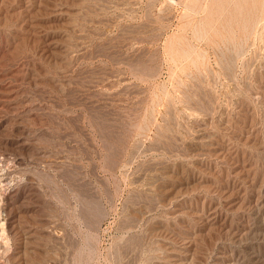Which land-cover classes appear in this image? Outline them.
I'll list each match as a JSON object with an SVG mask.
<instances>
[{
    "label": "rangeland",
    "instance_id": "374dc122",
    "mask_svg": "<svg viewBox=\"0 0 264 264\" xmlns=\"http://www.w3.org/2000/svg\"><path fill=\"white\" fill-rule=\"evenodd\" d=\"M236 3L0 0L3 264H264V14Z\"/></svg>",
    "mask_w": 264,
    "mask_h": 264
},
{
    "label": "bare ground",
    "instance_id": "6f19581e",
    "mask_svg": "<svg viewBox=\"0 0 264 264\" xmlns=\"http://www.w3.org/2000/svg\"><path fill=\"white\" fill-rule=\"evenodd\" d=\"M230 2H231V1H229L228 3H230ZM233 2H234V0H233ZM232 4H233V3H232ZM236 4H237V5H235V6H233V5H232V6H229V5H231V4H229V5H228V6H229V10H227V11H230V9H231L232 7L234 8V7L237 6V7L235 8V9L237 10V12H236V11L234 12V13H235V16H234V17L231 16V17H233V21H235V22H237V23H241L242 26H243L245 29H247V30H248V29L250 30V27H251V29H254V27L256 26L255 24L258 23V21H259L258 25L261 23V22H260V19H261V17L263 16L262 14H264V13H263V12H264V0H237V3H236ZM228 6H227V7H228ZM227 7H226V9H227ZM235 9H233V11H234ZM61 10H62V9H61ZM224 10H225V9H224ZM222 12H224V14H225L226 10H225V11H222ZM229 13H230V12H229ZM231 13H233V12L231 11ZM234 13H233V15H234ZM222 14H223V13H222ZM222 16H223V15H222ZM225 16H226V14L224 15V17H225ZM227 16H228V15H227ZM227 16L225 17V19H227V20L230 21L232 18H231V19H228ZM228 17H229V16H228ZM220 18H221V16H220ZM220 18H219V19H220ZM222 18H223V17H222ZM229 18H230V17H229ZM223 19H224V18H223ZM220 20H221V19H220ZM227 20H226V22H227ZM261 21H262V19H261ZM207 22H208V21H207ZM213 22H214V21H213ZM221 22H222V21H221ZM224 22H225V20H224L222 23H224ZM199 24H200V23H199ZM202 24H203V25L205 24V27H206V24H207V27H209L210 29L212 28V27H210V26L208 25L209 23H204V22H202ZM211 24H212V21H211ZM211 24H210V25H211ZM216 24H218V22H217ZM219 24H221V23H219ZM228 24H229V23H228ZM263 24H264V23H262V25H263ZM196 25L198 26V24H196ZM200 25H201V24H200ZM229 25H230V24H229ZM231 25H232V23H231ZM231 25H230V27H232ZM238 25H239V24H238ZM201 26H202V25H201ZM225 26H227V28H228L227 23L225 24ZM234 26H235V25L233 24V27H234ZM252 26H254V27L252 28ZM213 27H215V23H214V26H213ZM216 27H217V29L220 28L218 25H217ZM218 27H219V28H218ZM236 27H237V26H236ZM243 27H242V28H243ZM259 27H260V26H259ZM199 28H200V26H199ZM203 28H204V26H203ZM203 28H202V30H204ZM209 28H208V29H209ZM227 28H226V29H227ZM260 28H261V27H260ZM197 29H198V28H197ZM213 29H214V28H213ZM213 29H212V30H213ZM215 29H216V28H215ZM217 29H216V30H217ZM221 29H222V27H221ZM223 29H224V28H223ZM223 29H222V30H223ZM229 29H230V28H229ZM233 29H236V28H233ZM233 29L231 28L232 31H234ZM237 29H238V27H237ZM245 29H243V30H245ZM256 29H257V27H256ZM256 29H255V30H256ZM205 30H206V28H205ZM231 30H230V31L228 30V31L231 32ZM243 30H242V31H243ZM247 30H246V32H247ZM249 30H248V31H249ZM199 31H200V30H199ZM218 31H219V30H217V32H218ZM224 31H225V30H223L222 32H223L224 35H225V32H224ZM239 31H241V30H240V27H239ZM251 31H252V30H250V32H251ZM262 31H263V30H262ZM203 32H204V34H203ZM205 32H206V31H202V34L205 35ZM215 32H216V31H215ZM226 32H227V30H226ZM237 32H238V31H237ZM218 33H219V32H218ZM227 33H228V32H227ZM234 33H235V32H234ZM198 34H199V33H198ZM202 34H201V35H202ZM206 34H207V33H206ZM220 34H222V33H220ZM230 34H231V33H230ZM242 34H244V33H242ZM248 34H249V33H248ZM248 34H247V36H243V37H247V38H248ZM199 35H200V34H199ZM199 35H198V37H199ZM224 35H222V36L220 35V37L223 38ZM256 35H257V34H256ZM256 35H255V36H256ZM218 36H219V34H218ZM203 37H204V36H203ZM205 37H206V35H205ZM227 37H228V35H227ZM243 37H241V38H243ZM262 37H263V36H262ZM56 38H57V37H56ZM78 38H79V37H78ZM238 39H239V38H238ZM240 40H241V39H240ZM251 41H252V40H251ZM256 42H257V40H256ZM237 45H238V44H237ZM239 45H240V44H239ZM189 47H190V49H191V46H189ZM235 47H236V46H235ZM67 48H68V47H67ZM192 48H193V46H192ZM229 48H230V47H229ZM53 49H54V48H53ZM82 49H83V48H82ZM190 49H189V50H190ZM197 49H198V48H197ZM240 49H241V48H240ZM185 50L187 51V49H185ZM193 51H194V48H193ZM193 51L190 52V53H193ZM258 52H259V51H258ZM183 53H184V52H183ZM186 53H187V52H186ZM188 53H189V52H188ZM197 53H198V52H197ZM238 53H239V52H238ZM236 54H237V53H236ZM195 55H196V54H195ZM259 55H260V53H259ZM187 56H188V54H187ZM196 56H197V55H196ZM202 56H203V55H202ZM198 57H199V56H198ZM190 58H191V57H189V59H190ZM222 58H223V57H222ZM252 58H253V57H252ZM192 59H193V58H192ZM196 59H197V58H196ZM198 59H199V58H198ZM231 59H232V58H231ZM194 61H195V60H194ZM224 61H225V60H224ZM228 61H229V58H228ZM234 62H235V61H233V63H234ZM229 63H230V62H229ZM244 64H245V63H244ZM14 65H15V64H14ZM18 65H19V64H18ZM233 65H234V64H233ZM233 65H232V66H233ZM225 68H226V67H225ZM250 68H251V67H250ZM250 68H249V69H250ZM233 69H234V67H233ZM260 69H261V68H260ZM228 71H229V70H228ZM230 71H231V70H230ZM244 71H245V70H244ZM245 74H246V73H245ZM257 74H258V72H257ZM262 74H263V73H262ZM254 75H255V74H254ZM254 78H255V77H254ZM246 79H247V78H246ZM68 80H69V79H68ZM257 80H258V79H257ZM49 82H50V81H49ZM54 82H55V81H54ZM257 82H259V81H257ZM245 83H246V82H245ZM248 83H249V82H248ZM261 83H262V82H261ZM246 84H247V83H246ZM234 85H235V84H234ZM254 85H255V84H254ZM196 86H197V85H196ZM206 87H208V86H206ZM234 87H236V86H234ZM248 87H249V86H248ZM208 88H209V87H208ZM209 89H210V88H209ZM245 89H246V87H245ZM250 89H251V88H250ZM254 90H255V89H254ZM209 91H210V90H209ZM248 91H249V90H248ZM259 91H260V90H259ZM261 91H262V90H261ZM212 92H213V91H212ZM234 92H235V91H234ZM239 93H240V92H239ZM260 93H261V92H260ZM203 94H204V93H203ZM203 94H202V95H203ZM240 94H241V93H240ZM242 94H243V93H242ZM258 94H259V93H258ZM202 95H200V96H202ZM210 95H211V94H210ZM11 96H12V95H11ZM11 96H10V97H11ZM203 96H204V95H203ZM213 96H214V95H213ZM228 96H229V94H228ZM166 97H167V96H166ZM208 97H209V96H208ZM242 97H243V96H242ZM263 97H264V96H263ZM167 98H168V97H167ZM167 98H166V99H167ZM194 98H195V97H194ZM209 98H210V97H209ZM153 99H154V98H153ZM227 99H228V98H227ZM261 99H263V98L261 97ZM197 100H198V98H197ZM245 100H246V99H244V101H245ZM252 100H253V99H252ZM203 101L205 102V100H203ZM228 101H229V100H228ZM254 101H255V100H254ZM262 101H263V100H262ZM262 101H261V102H262ZM23 102H24V101H23ZM257 102H258V101H257ZM25 103H26V102H25ZM149 103H150V102H149ZM164 103H165V102H164ZM170 104H171V102H170ZM170 104H169V105H170ZM263 104H264V102H263ZM151 105H152V104H151ZM172 105H173V104H172ZM199 106H200V105H199ZM197 108H198V107H197ZM210 108H211V107H210ZM255 108H256V107H255ZM215 109H216V108H215ZM151 110H152V109H151ZM151 110H150V112H151ZM199 110H200V109H199ZM212 110H213V107H212ZM209 112H211V111H209ZM212 112H213V111H212ZM203 113H205V112L203 111ZM115 114H116V113H115ZM124 114H125V113H124ZM144 114H145V113H144ZM148 114H149V113H148ZM169 114H170V113H169ZM208 115H209V113H208ZM208 115H207V116H208ZM212 115H213V113H212ZM220 115H221V114H220ZM231 115H232V114H231ZM127 116H128V115H127ZM172 116H173V115H172ZM144 117H145V116H144ZM151 117H152V116H151ZM225 118H226V117H225ZM143 119H144V118H143ZM249 119H251V118H249ZM152 120H153V119H152ZM130 121H131V120H130ZM143 121H144V120H143ZM155 122H156V121H155ZM209 122H210V121H209ZM224 122H225V121H224ZM238 122H239V121H238ZM252 123H253V122H252ZM121 124H122V123H121ZM134 126H135V125H134ZM138 126H139V125H138ZM143 126H145V124H144ZM250 126H251V123H250ZM253 127H254V126H253ZM101 128H103V127H101ZM132 128H133V127H132ZM138 128H141V127H138ZM157 128H158V127H157ZM218 128H219V127H218ZM146 129H147V127H146ZM170 130H171V129H170ZM219 130H220V129H219ZM261 130H262V129H261ZM145 131H146V130H145ZM159 131H160V130H159ZM159 131H158V132H159ZM166 131H167V130H166ZM146 132H147V131H146ZM169 132H170V131H169ZM159 133H160V132H159ZM161 133H162V132H161ZM161 133H160V134H161ZM256 133H257V132H256ZM168 134H169V133H168ZM191 134H192V133H191ZM223 134H224V133H223ZM142 135H143V134H142ZM174 135H175V134H174ZM176 135H177V134H176ZM188 135H190V134L188 133ZM252 135H253V134H252ZM260 135H261V134H260ZM137 136H138V135H137ZM154 136H155V135H154ZM167 136H168V135H167ZM164 137H165V136H164ZM209 137H210V136H209ZM142 138H143V137H142ZM192 138H193V137H192ZM205 138H206V137H205ZM207 138H208V137H207ZM134 139H135V138H134ZM169 139H170V138H169ZM253 139H254V138H253ZM253 139H252V140H253ZM184 140H185V139H184ZM161 141H162V139H161ZM171 141H172V140H171ZM185 141H186V140H185ZM200 141H201V140H200ZM203 141H204V140H203ZM203 141H202V142H203ZM234 141H235V140H234ZM250 141H251V140H250ZM255 141H256V140H255ZM169 142H170V141H169ZM196 142H199V141H196ZM211 142H212V141H211ZM262 142H263V141H262ZM203 143H204V142H203ZM206 143H207V142H206ZM169 144H170V143H169ZM175 144H176V143H175ZM175 144H174V145H175ZM198 144H200V143H198ZM198 144H197V145H198ZM253 144H254V142H253ZM256 144H257V143H256ZM154 145H155V144H154ZM186 145H187V144H186ZM201 145H202V144H201ZM234 145H235V144H234ZM152 146H153V145H152ZM193 146H194V145H193ZM259 146H260V145H259ZM154 147H155V146H154ZM165 147H166V146H165ZM201 147H202V148H203V147L205 148V146H203V145H202ZM219 147H220V146H219ZM222 147H223V146H222ZM222 147H220V149H221ZM109 148H110V147H109ZM171 148H172V147H171ZM171 148H170V149H171ZM176 148H177V145H176ZM176 148H175V149H176ZM183 148H184V147H183ZM187 148H188V147H187ZM204 148H203V150H204ZM212 148H213V147H212ZM212 148H210V149L212 150ZM214 148H215V147H214ZM210 149H209V150H210ZM223 149H224V148H223ZM226 149H227V148L225 147V150H226ZM134 150H135V149H134ZM172 150H173V148H172ZM207 150H208V149H207ZM213 150H214V149H213ZM244 150H245V149H244ZM261 150H262V149H261ZM176 151H177V150H176ZM180 151H181V149H180ZM215 152H216V151H215ZM228 152H229V151H228ZM228 152H226V153H228ZM230 152H231V151H230ZM230 152H229V153H230ZM108 153H109V152H108ZM263 153H264V152H263ZM191 154H192V153H191ZM172 155H174V154H172ZM200 155H201V154H200ZM220 155H221V154H220ZM239 156H240V155H239ZM240 159H241V158H240ZM249 159H250V158H249ZM63 160H64V159H63ZM63 162H64V161H63ZM241 165H242V164H241ZM243 165H244V164H243ZM246 166H247V165H246ZM248 166H249V165H248ZM168 167H169V165H168ZM242 167H243V166H241V168H242ZM173 168H174V167H173ZM256 168H257V167H256ZM172 170H173V169H172ZM212 170H213V169H212ZM235 170H237V169H235ZM170 171H171V169H170ZM247 171H248V170H247ZM253 171H254V170H253ZM244 172H245V170H244ZM250 172H251V171H250ZM250 172H249V173H250ZM221 173H222V172H221ZM246 173H247V172H246ZM246 173H245L244 175L248 176V175H247L248 173H247V174H246ZM237 174H238V173H237ZM238 175H239V174H238ZM241 175H242V174H241ZM252 176H253V178L255 177L254 175H252ZM205 177H206V176H205ZM210 177H211V176H210ZM244 177H245V176H244ZM197 179H200V178H197ZM242 179H244V178H242ZM155 180H156V179H155ZM214 180H216V179H214ZM249 180H250V177H249ZM249 180H248V181H249ZM170 181H171V180H170ZM202 181H203V180H202ZM245 181H246V180H245ZM251 181L254 182L255 180L253 181V179H252ZM208 182H209V181H208ZM215 182H216V181H215ZM179 183H181V182H179ZM187 183H188V182H187ZM198 183H199V182H198ZM205 183H206V182H205ZM199 184H200V183H199ZM201 184H202V183H201ZM239 184H240V183H239ZM251 184H252V183H251ZM251 184H250V185H251ZM256 184H257V183H256ZM188 185H189V184H188ZM214 185H215V184H214ZM217 185H218V184H217ZM253 185H254V184H253ZM257 185H258V184H257ZM219 186H220V185H219ZM254 186H255V185H254ZM220 187H221V186H220ZM222 187H223V185H222ZM227 188H228V187H227ZM220 189H221V188H220ZM204 191H205V190H204ZM229 191H230V189H229ZM201 192H202V189H201ZM254 192H255V191H254ZM198 193H199V191H198ZM214 193H215V192H214ZM261 193H262V192H261ZM200 194H201V193H200ZM200 194H199V195H200ZM203 194H204V192H203ZM206 194H207V193H206ZM163 195H164V194H163ZM193 195L196 196L197 194H193ZM193 195H191L192 198H193ZM212 195H213V193H212ZM237 195H238V193H237ZM166 196H168L167 193H166ZM184 196H185V195H184ZM197 196H198V195H197ZM177 197H178V196H177ZM187 197H188V196H187ZM189 197H190V196H189ZM205 197H207V196H205ZM205 197H204V198H205ZM238 197H239V196H238ZM240 197H241V196H240ZM182 198L184 199L185 197L182 196ZM192 198H191V199H192ZM201 198H202V197H201ZM217 198H218V197H217ZM231 198H232V197H231ZM179 199H180V198H179ZM185 199H187V198H185ZM218 199H219V198H218ZM232 199H233V198H232ZM259 199H260V198H259ZM169 200H170V198H169ZM208 200H209V202H210V199H208ZM211 200H212V199H211ZM215 200H216V198H215ZM228 200L230 201V199H227V201H228ZM233 200H234V199H233ZM240 200H241V199H240ZM244 200L246 201V198H244ZM155 201H156V200H155ZM177 201H178V199H177ZM182 201H183V200H182ZM189 201H190V199H189ZM212 201H213V200H212ZM212 201H211V202H212ZM220 201H221V200H220ZM225 201H226V200H225ZM229 201H228V202H229ZM253 201H254V200H253ZM257 201H258V200H257ZM209 202H208V203H209ZM211 202H210V203H211ZM221 202H222V201H221ZM223 202H224V201H223ZM248 202H249V201H248ZM258 202H259V201H258ZM258 202H257V203H258ZM263 202H264V200H263ZM263 202H262V204L264 205ZM177 203H178V202H177ZM180 203H182V202H179V204H180ZM184 203H185V202H184ZM186 203H188V202H186ZM212 203H213V206H214V202H212ZM217 203L219 204V202H217ZM237 203H238V202H237ZM88 204H89V203H88ZM234 204H235V203H234ZM234 204H233V205H234ZM247 204H248V203H247ZM262 204L259 203V206L262 205ZM180 205H181V204H180ZM183 205H184V204H183ZM236 205H237V204H236ZM236 205H235V206H236ZM263 205H262V207H263ZM191 206H192V205H191ZM254 206H255V204H254ZM182 207H183V206H182ZM210 207H211V206H210ZM229 207H230V206H229ZM255 207L257 208V206H255ZM149 208H150V207H149ZM192 208H193V207H192ZM192 208H191V209H192ZM233 208H234V207H233ZM263 208H264V207H263ZM150 209H151V208H150ZM169 209H170V208H169ZM214 209H215V208H214ZM230 209H231V208H230ZM260 209H261V208H260ZM185 210H187V209H185ZM194 210H195V208H194ZM198 210H199V209H198ZM202 210H203V209H201L200 211H202ZM254 210H255V213H256V211H258V209L256 210L255 208H254ZM262 210H263V209H262ZM150 211H151V210H150ZM166 211H167V210H166ZM172 211H174V210H172ZM172 211H170V212H172ZM188 211H189V210H188ZM207 211H208V210H207ZM239 211H240V210H239ZM239 211H238V212H239ZM259 211H260V210H259ZM263 211H264V210H263ZM170 212H169V213H170ZM193 212H195V211H193ZM203 212H204V210H203ZM203 212H202V213H203ZM226 212H227V211H226ZM198 213H199V212H198ZM236 213H237V212H236ZM236 213H235V214H236ZM206 214H207V213H206ZM226 214H227V213H226ZM166 215H168V214H166ZM182 215H183V214H182ZM204 215H205V214H204ZM204 215H203V216H204ZM224 215H225V213H224ZM255 215H256V214H255ZM257 215H258V214H257ZM180 216H181V215H180ZM207 216H208V215H206V217H207ZM216 216H217V215H216ZM226 216H227V215H226ZM230 216H231V215H230ZM214 217H215V216H214ZM232 217H233V216H232ZM262 217H263V216H262ZM194 218H195V216H194ZM198 218H199V217H198ZM218 218H219V217H218ZM226 218H229V217H226ZM230 218H231V217H230ZM230 218L227 219V220H230ZM147 219H148V218H147ZM167 219H168V218H167ZM179 219H180V218H179ZM185 219H186V218H185ZM185 219H184V220H185ZM190 219H191V218H190ZM199 219H201V218H199ZM210 219H211V218H210ZM215 219H216V218H215ZM215 219H214V220H215ZM222 219H223V217H222ZM145 220H146V219H145ZM172 220H173V219H172ZM177 220H178V219H177ZM193 220H194V219H193ZM201 220H202V219H201ZM259 220H260V219H259ZM261 220H263V219H261ZM178 221H179V220H178ZM181 221H182V220H181ZM218 221H219V220H218ZM220 221H221V220H220ZM225 221H226V220H225ZM250 221H251V220H250ZM257 221H258V220H257ZM263 221H264V220H263ZM165 222H166V220H165ZM168 222H169V221H168ZM170 222H171V219H170ZM172 222H174V221H172ZM188 222H191V221H188ZM226 222H227V221H226ZM258 222H259V221H258ZM258 222H257V223H258ZM155 223H157V222H155ZM163 223H164V222H163ZM175 223H176V222H175ZM193 223H194V222H193ZM210 223H211V222H210ZM224 223H225V222H224ZM158 224H159V222H158ZM160 224H161V223H160ZM173 224H174V223H173ZM164 225H165V224H164ZM189 225H190V224H189ZM189 225H188V226H189ZM167 226H168V225H167ZM174 226H175V225H174ZM193 226H194V225H193ZM195 226H196V225H195ZM221 226H222V225H221ZM237 226H238V225H237ZM263 226H264V225H263ZM176 227H177V226H176ZM189 227H190V226H189ZM198 227H199V226H198ZM247 227H248V226H247ZM249 227H250V226H249ZM249 227H248V228H249ZM258 227H259V226H258ZM165 228H166V227H165ZM194 228H195V227H194ZM194 228H193V229H194ZM196 228H197V227H196ZM252 228H253V227H252ZM255 228H256V227H255ZM255 228H253V229H255ZM167 229H168V227H167ZM169 229H170V228H169ZM179 229H180V228H179ZM201 229H202V228H201ZM237 229H238V228H237ZM165 230H166V229H165ZM239 230H240V229H239ZM244 230H245V229H244ZM250 230H251V229H250ZM200 231H201V230H200ZM207 231H208V230H207ZM242 231H243V230H242ZM242 231H241V233H242ZM246 231H247V230H246ZM253 231H254V230H253ZM253 231H252V232H253ZM194 232H195V231H194ZM194 232H193V233H194ZM202 232H204V231H202ZM249 232H251V231H249ZM252 232H251V235L253 234ZM255 232H257V231H255ZM255 232H254V233H255ZM182 233H183V232H182ZM189 233H190V232H189ZM193 233H192V234H193ZM199 233H200V232H199ZM257 233H261V231H259V232H257ZM257 233H256V235H258ZM262 233H263V232H262ZM190 234H191V233H190ZM239 234H240V233H239ZM245 234H246V233H245ZM186 235H188V234H186ZM203 235H204V234H203ZM237 235H238V234H237ZM253 235H254V234H253ZM259 235H262V234H259ZM191 236H192V235H191ZM243 236H244V235H243ZM248 237H249V236H248ZM251 237H252V236H251ZM258 237H259V236H258ZM261 237H262V236H261ZM253 238H254V236L252 237V239H253ZM255 238H257V237H255ZM255 238H254V239H255ZM243 239H244V238H243ZM258 239H259V238H258ZM244 240H245V239H244ZM248 240H249V238H248ZM236 241H237V240H236ZM256 241H258V240H256ZM239 242H241V241H239ZM253 242H255V241L253 240L252 243H253ZM258 242H260V241H258ZM169 243H170V242H169ZM223 243H224V242H223ZM248 243H249V242H248ZM248 243H247V244H248ZM224 244H225V243H224ZM249 244H251V243H249ZM255 244H256V243H255ZM171 245H172V244H171ZM218 245H220V244H218ZM222 245H223V244H222ZM257 245H258V244H257ZM173 246H174V245H173ZM198 246H199V245H198ZM177 247H178V246H177ZM218 247H219V246H218ZM250 247H251V246H250ZM192 248H193V247H192ZM222 248H223V247H222ZM224 248H225V246H224ZM251 248H253V247H251ZM168 249H169V248H168ZM183 249H184V248H183ZM186 249H187V248H186ZM246 250H248V249H246ZM246 250H245V251H246ZM186 251H187V250H186ZM186 251H185V252H186ZM251 251H252V249L250 250V252H251ZM226 252H227V250H226ZM250 252H249V250H248V253H250ZM253 252H254V251H253ZM258 252H259V251H258ZM248 253H247V254H248ZM165 254H166V253H165ZM170 254H172V253H170ZM229 254H230V253H229ZM250 254H251V253H250ZM167 255H168V254H167ZM230 255H231V254H230ZM254 255H256V254H253V256H254ZM258 255H260V254H258ZM239 256H240V255H239ZM243 256H244V255H243ZM261 256H262V254H261ZM189 257H190V256H189ZM232 257H233V255H232ZM232 257H231V259H232ZM236 257H237V256H236ZM241 257H242V256H240V259H241ZM244 257H245V256H244ZM249 257H251V256H248V258H249ZM254 257H255V256H254ZM179 258H180V257H179ZM242 258H243V257H242ZM251 258H253V257H251ZM262 258H263V256H262ZM185 259H186V258H185ZM220 259H221V258H220ZM224 259H225V258H224ZM233 259H234V258H233ZM237 259H238V258H237ZM237 259H235V260H237ZM254 259H255V258H254ZM256 259H258V258L256 257ZM256 259H255V260H256ZM226 260H227V259H226ZM243 260H245V259H243ZM246 260H248V259H246ZM246 260H245V261H246ZM184 261H185V260H184ZM186 261H187V260H186ZM219 261H220V260H219ZM224 261H225V260H224ZM238 261H239V260H238ZM253 261H254V260H253ZM258 261H259V260H258ZM239 262H240V261H239ZM243 262H244V261H243ZM247 262H249V260H248ZM260 262H262V259H261ZM166 263H167V262H166ZM166 263H165V264H166ZM226 263H227V262H226ZM229 264H230V263H229ZM238 264H239V263H238ZM245 264H246V262H245ZM252 264H254V263H252ZM256 264H257V263H256ZM259 264H260V263H259Z\"/></svg>",
    "mask_w": 264,
    "mask_h": 264
},
{
    "label": "clouds",
    "instance_id": "9594fccd",
    "mask_svg": "<svg viewBox=\"0 0 264 264\" xmlns=\"http://www.w3.org/2000/svg\"><path fill=\"white\" fill-rule=\"evenodd\" d=\"M3 214L0 213V217H2ZM7 236V225L6 220L0 219V237ZM8 248H9V254L11 250V237H8ZM0 264H3V261H0Z\"/></svg>",
    "mask_w": 264,
    "mask_h": 264
}]
</instances>
